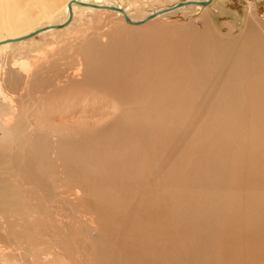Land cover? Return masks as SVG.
I'll list each match as a JSON object with an SVG mask.
<instances>
[{
    "label": "bare ground",
    "instance_id": "obj_1",
    "mask_svg": "<svg viewBox=\"0 0 264 264\" xmlns=\"http://www.w3.org/2000/svg\"><path fill=\"white\" fill-rule=\"evenodd\" d=\"M72 1L102 8L73 4L70 12ZM201 1L207 0L180 1L145 12L139 8L143 0H68L62 6L57 0H0V43L70 19L65 28L38 35L40 40L0 46V236L13 237L5 243L13 247L9 264H31L33 256L39 260L32 238L40 229L52 239L64 264H218L213 249L219 264H230L227 245L233 246L229 252L235 250L238 264L258 257L248 238H242L247 249L236 246V237L231 243L225 227L232 225L230 212L242 206L246 212L257 209L254 198L260 209L252 216L259 225L264 221L259 217L264 209V38L254 23L260 12L252 7V21L234 41L188 27L156 31L164 24L158 21L178 20L180 13L205 18L201 13L217 0L207 7L188 4ZM178 4L188 5L171 10ZM60 8L61 20L53 22ZM35 11L49 22L34 23ZM80 11L108 18L87 31L82 27L92 20L80 22ZM125 15L133 22L156 18L133 26ZM79 31L82 36L74 41L65 38ZM60 43L64 47L48 62L35 64L37 51ZM224 61V72L204 99L207 106L198 123L204 126L197 130L217 143L200 141L187 159L195 134L188 133L185 139H191L182 148L179 141L198 106L197 78L203 77L202 88L208 92L213 82L208 76ZM33 77L40 80L35 83ZM10 113L18 115L13 123L6 118ZM68 118L79 119V135L73 127L52 125ZM237 136L241 145L227 142ZM253 156L260 161L257 177L242 170ZM170 161L171 173L166 170ZM170 177L175 188L185 182L204 196V209L193 211L194 223H183L191 216L182 211L181 196L166 209ZM247 189L255 190L253 196L242 197L239 204L237 198ZM223 194L224 204L219 201ZM31 196L35 204L25 200ZM23 201L30 224L20 211ZM54 210L64 219L57 220ZM258 234L254 231V238ZM22 235L31 236V241L21 240ZM17 250L22 255L17 256Z\"/></svg>",
    "mask_w": 264,
    "mask_h": 264
},
{
    "label": "rangeland",
    "instance_id": "obj_2",
    "mask_svg": "<svg viewBox=\"0 0 264 264\" xmlns=\"http://www.w3.org/2000/svg\"><path fill=\"white\" fill-rule=\"evenodd\" d=\"M57 1L59 2V5L62 6L68 0H57ZM143 1H145V3L143 2L145 5L140 3L139 8L146 10L145 12H147V11L156 10L157 8L158 9L162 8L163 6L172 5L176 2H180V1L186 2L188 0H143ZM222 1L223 0H220L219 2L215 3V5L217 4L216 6L221 11V13H216L217 7L215 5L210 6L212 8V10L210 8L208 11L201 13L200 16L204 17V14H205L206 16H208L207 19H206V16H205V18L200 19L199 17L192 18L193 16H191V17L186 16L185 15L186 12H185V14L180 13V16L181 15L182 16L179 17L178 20H177V18L171 17L167 20L162 19L161 21H158V22H161L164 24L157 25L156 31H159V30L162 31L161 29H169L168 27H173V28H176V27L177 28L178 27L179 28H184V27L187 28L188 27V28H190V30H193V31H198V30L203 31V34L207 35V37H213V38L218 37V38H221L224 40L232 39L234 41L235 39L238 38L239 35L241 36L244 33L249 22L252 21L250 18V13L252 11V7L254 6V8L258 12H260L259 21L258 22L253 21L256 25V28H257L256 32H258V34L261 35L260 37L264 38V3L263 2H254V1L252 2L250 0H226L224 2H222ZM247 1H250L253 4L251 5V3H248ZM127 5L129 7H131L132 11H136L137 7L135 5H130L129 3H127ZM261 10H263V13L261 12ZM34 17H36V18H34ZM34 17H33V19H34L33 21H35L34 23H37V25L43 24V23L45 24V23L49 22V20L43 18L44 16H42L41 14L38 15V12L35 13ZM61 17H62V13H61V8H60L57 12H55V14L52 16L51 19H52V21L54 19V21L57 22V21L61 20V19H59ZM78 18H79L80 22H88L89 20H92L91 23H89L86 27H82L84 29H87V31H89L95 25L103 24V22L108 18V16L107 15L98 16L96 14H87V12H85V11H80ZM195 19H196V21H195ZM46 20H47V22H46ZM190 21H193V22H191L190 26H189ZM186 23H188L187 24L188 26L186 25ZM165 24H167V25H165ZM186 28H185V30H186ZM81 33H80V31H79V33L78 32L72 33L73 35L71 33H69L70 35L65 37V38L72 39L74 41L76 39V37L79 36ZM80 36H82V35H80ZM40 38L41 37H37V40H40ZM61 41H62V39H61ZM63 45L64 44H62V43L54 44L51 47L40 49L39 51H37L38 53H35V56L40 57V58L35 59V64L36 63L38 64V62L39 63L41 62L42 64L46 61L48 62L49 57L52 56L55 52L59 51V49ZM67 46L71 47V45H67ZM226 64H227V61H224L221 68L215 71L214 76H212V77L208 76V80L213 81L211 83L209 89H208V92H207V87L204 86L202 88L203 77L197 78L199 85L196 87V90H195V96H196L195 99H199L198 103H197L198 106L195 108V110L193 112H191L192 115L190 117V120L184 126V128L182 130V137H181V140L179 141L180 148H182L183 144L186 145L187 142L191 139V137H187L190 139H187V138L185 139V137L188 135V133H194L195 134L194 141L188 146V150L186 152L187 159L189 157H192V153L200 141H209V143L213 144V145H216V143H217V141L215 140V137L209 136V135H199L197 133V130L200 127L204 126V125L198 124L201 120V118H200V115L202 114L201 110L205 106H207V105H205L207 100H204V99L208 96V93H209L212 85H214L218 81L219 76L224 72L223 67ZM67 71H68V68L65 67L64 68L65 76L67 74ZM33 78H34L35 83L38 80H40V78H38V80L35 79V77H33ZM25 81H27V76L25 77ZM200 98H202V99H200ZM58 105H59V103H57L55 105V107H57ZM9 115L6 118H7V120L11 119L10 121H12V123L18 117V115L14 114V113H10ZM12 115H14V116H12ZM77 120H79V119H69L68 118V119L58 120V121L52 123V125L62 124V125H64V129H65V127H73V129H74L73 133L75 135H79L78 131H77V129H78V124L76 123ZM58 122H61V123H58ZM235 139H236V141L228 140L227 142H229L232 146L241 145V139L238 136L235 137ZM184 142H186V143H184ZM240 150L242 151V149H240ZM242 153H243V151H242ZM261 157H263V156L260 154L259 159ZM247 159L248 160L245 163L246 168L242 167L243 172L248 173L250 175H254L257 177V173H259L257 171H258V168L260 165L259 159H256L254 156L251 158H247ZM182 165H183V162H182ZM30 167H32V165ZM166 170L167 171L169 170L170 173L172 172L173 163L171 161L167 164ZM261 171H260V173H261ZM9 173H10V171H9ZM11 174H12V172L10 173V175ZM175 186H176V183L173 181V178L170 177L169 182L166 184V190H167L166 195H165L166 206H167L166 209L168 211L170 209H172V204L174 203L173 198L181 196V209H182V211L184 212L185 215H189L192 217V218L191 217L183 218V223H194L196 219H195V215L193 214V211H196L198 209H204V207H205L204 196L201 193H199L197 190L191 188L185 182H180V188H175ZM261 190L264 193V187H262ZM254 191L255 190L247 189L243 196L237 198V202L239 204H241L242 203L241 202L242 197H247L249 199L251 196H253ZM65 197H68V196H65ZM28 198H32V199H25L29 204H35L34 197L31 196ZM226 200H227V197L225 194L221 195L219 198V201L222 204L226 203ZM24 201H23V203H21V206L23 208L20 209V211L22 212V210H23L25 215L27 214L25 216L24 213H22L23 216L28 221V223L30 224V219H31L30 213L26 209V203ZM254 201L257 205L256 208L258 207L257 209H253V210H250V212L249 211L246 212V210L242 206L241 208L237 209L236 211L229 213V219L232 220V225L225 227V232H227L226 237L228 235H231V237H232L230 239V240H232L231 243L237 238L239 241L236 243V246L237 247H244L243 249L246 248L245 246L247 244H246V242L242 241V238L243 237H245V239L248 238L250 240L248 243H250V244L253 243V246H254L253 250L256 249L257 251L256 250L255 251L258 254V257H256L255 259H253L251 262H248V263L250 264L253 262L252 264H264V249H263L264 248V246H263L264 245V238H263V236H264V229H263L264 228V221L261 220L260 225H262V227L260 228V225L257 222V219L252 216V213H254V210L256 211V210L260 209V202L258 201V199L254 198ZM250 207H252L251 203H250ZM247 210H249V209H247ZM17 211L19 212V208L17 209ZM54 211L56 212V210H54ZM260 214H262L263 216H259V212H258V216L261 218H264V209L260 211ZM80 215L81 216L85 215L86 217L84 220H89V216L87 215V213L85 214V213L81 212ZM54 216H55V218H57V220L59 219V221L64 219V217L61 218V216L58 212H56V214L54 213ZM37 225H38L37 221H35L34 227H37ZM255 226H257L258 228H255ZM47 228L48 227L46 226V229ZM11 230L14 231V229H11ZM40 230H42V229H40ZM40 230H39V232H40ZM254 231H259L258 236H261V239H260V237L258 238V236L256 238H254ZM39 232L37 231L38 234L35 233V237L32 238V241L35 243V248L37 249L35 254H36V256L39 257L40 261L38 259H36L35 256H33L29 259V263L35 264L38 261L39 264H42V263L47 264V262L49 264V261H50V264H64L62 257L55 253L54 243H53L52 239L49 238V236H47V235L42 236V234ZM95 235L96 234H94V233L91 234L92 239L95 238ZM2 237L3 238L6 237V240L2 239ZM5 237L0 236V248L3 246L2 249H5V251L3 253H0V264H9L8 255L13 253L11 250L13 247L10 248L7 244H5V243H8L10 239L12 240L13 237H11V238H10V236H5ZM24 237L27 238L28 235L27 236L22 235L21 240H24ZM30 237L31 236L28 237L29 241H31ZM234 237H236V238H234ZM19 238L20 237H18V239ZM52 243H53V245H52ZM7 247H8V249H7ZM226 247H227L226 249H227L228 255L231 256L230 264H238V260L237 261L235 260L236 258H238V255L234 256L235 250L233 248H231L232 251L229 252V248L233 247V246L227 245ZM253 252L254 251H252V253L250 254L251 256L255 255V252L254 253ZM41 253H44V255L42 256ZM211 253H213V257H215L216 262L219 264L220 259L218 257L217 252H215V250L213 249V251ZM15 254H17V256H20V254L22 255V251L17 250ZM51 254H52V256H51ZM257 254H256V256H257ZM203 257H204V255H203ZM226 264H228V262Z\"/></svg>",
    "mask_w": 264,
    "mask_h": 264
},
{
    "label": "water",
    "instance_id": "obj_3",
    "mask_svg": "<svg viewBox=\"0 0 264 264\" xmlns=\"http://www.w3.org/2000/svg\"><path fill=\"white\" fill-rule=\"evenodd\" d=\"M212 2H213V0H207V1H201V2L188 3V4H194V5H200L202 7H207ZM73 4H76V5L82 6V7L102 8V7H99V6L94 5V4H85V3L79 2V1H72L69 4V11L70 12L72 11V5ZM188 4H178L177 6H175L174 8H172L171 10H175V9L181 8V7H183L185 5H188ZM103 8H106V9H109V10H112V11H117V12L124 13V11L122 9H119V8H116V7H103ZM155 18H156V15H152V16L147 17L143 21L133 22L127 15H125V19H126L127 23H129L130 25H133V26H141V25H144L147 22L152 21ZM69 23H70V19L66 23H64V24L55 25V26H52V27H45V28L39 29V30H37V31H35V32H33V33L25 36V37H22V38H19V39H16V40H10V41H6V42H3V43H0V46L5 45L7 43H14V42H21V41L29 40V39H32V38L37 37L41 33H44V32H46L48 30H61V29L65 28L66 26H68Z\"/></svg>",
    "mask_w": 264,
    "mask_h": 264
},
{
    "label": "crops",
    "instance_id": "obj_4",
    "mask_svg": "<svg viewBox=\"0 0 264 264\" xmlns=\"http://www.w3.org/2000/svg\"><path fill=\"white\" fill-rule=\"evenodd\" d=\"M218 1V0H217ZM216 1V3H217ZM216 6V5H215ZM217 7V6H216ZM212 10V9H211ZM216 13H221V11L218 9V7L216 8Z\"/></svg>",
    "mask_w": 264,
    "mask_h": 264
}]
</instances>
